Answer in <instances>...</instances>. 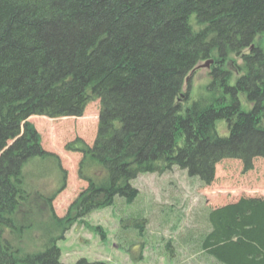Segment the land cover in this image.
Returning a JSON list of instances; mask_svg holds the SVG:
<instances>
[{"label": "trees", "instance_id": "obj_1", "mask_svg": "<svg viewBox=\"0 0 264 264\" xmlns=\"http://www.w3.org/2000/svg\"><path fill=\"white\" fill-rule=\"evenodd\" d=\"M262 34L264 0H0V264H62L64 233L115 198L131 203L139 175L177 168L207 186L222 160L244 171L264 160V54L253 45ZM207 60L211 82L190 101L184 81ZM91 101L100 106L92 146H67L81 153L87 188L63 220L52 216L53 196L39 195L53 230L42 250L22 254L24 233L41 216L25 169L43 177L59 167L28 119L79 118ZM204 219L202 254L264 264V199L241 198Z\"/></svg>", "mask_w": 264, "mask_h": 264}, {"label": "rangeland", "instance_id": "obj_2", "mask_svg": "<svg viewBox=\"0 0 264 264\" xmlns=\"http://www.w3.org/2000/svg\"><path fill=\"white\" fill-rule=\"evenodd\" d=\"M253 45L264 54V34L257 36ZM230 59L235 64L241 63L238 57ZM204 64L199 63L184 81L182 95L188 94L190 101L204 96L211 82L214 63L208 69ZM235 78L236 75L232 83ZM99 107V101H91L79 118L32 116L28 119L40 137L42 149L58 159L59 167L51 164L43 177L33 167L25 169L29 176L26 182L34 191L32 197L39 203L41 216L37 227L24 233L25 240L18 246L22 254L42 250L47 239L43 234L53 230L47 205L39 195L45 201L53 196L51 215L63 220L70 205L87 188V182L77 177L81 153L70 151L67 146L76 140L92 146ZM216 127L220 136H227L223 121H218ZM64 173L65 188L56 193ZM131 185L138 192L131 203L115 198L110 207L79 218L64 233L56 244L62 264H75L81 259L105 264H217L198 250L199 236L208 230L204 217L209 209L215 210L241 198L264 199V160L255 159L248 171H244L238 160H222L215 165L214 178L207 186L177 168L162 175H139Z\"/></svg>", "mask_w": 264, "mask_h": 264}, {"label": "water", "instance_id": "obj_3", "mask_svg": "<svg viewBox=\"0 0 264 264\" xmlns=\"http://www.w3.org/2000/svg\"><path fill=\"white\" fill-rule=\"evenodd\" d=\"M212 64H213L212 60L207 61V62H205L204 67L208 69Z\"/></svg>", "mask_w": 264, "mask_h": 264}, {"label": "bare ground", "instance_id": "obj_4", "mask_svg": "<svg viewBox=\"0 0 264 264\" xmlns=\"http://www.w3.org/2000/svg\"><path fill=\"white\" fill-rule=\"evenodd\" d=\"M77 177H78V172H77ZM78 179H79V177H78ZM81 180V179H80Z\"/></svg>", "mask_w": 264, "mask_h": 264}]
</instances>
